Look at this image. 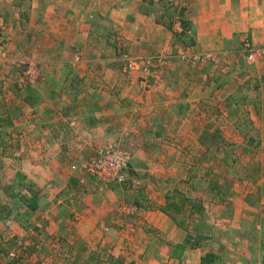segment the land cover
<instances>
[{
	"label": "rangeland",
	"instance_id": "obj_1",
	"mask_svg": "<svg viewBox=\"0 0 264 264\" xmlns=\"http://www.w3.org/2000/svg\"><path fill=\"white\" fill-rule=\"evenodd\" d=\"M55 1L0 0V109L11 108L16 116L21 115L14 118L13 125L0 127V264H84L85 255L77 247L78 238L84 235L80 227L93 224L101 234H108L106 223L97 227L96 219L89 217L101 213L104 200L106 211L112 203L111 212L135 216L149 207V198L159 204L167 192L173 201L180 198V192L190 199L183 207L190 210V216L180 218L184 224L188 220L182 230L198 241L206 242L208 236L207 253L218 254L220 260H235V264H244L243 260H248L245 264H264V44L234 36L241 42L236 54L238 60L243 58L242 67L228 56L226 42H222L221 52L203 49L202 39L199 44L191 43L198 31L185 33L188 37L179 34L180 8L185 10L188 0H159L156 4L74 0L67 18L56 16L63 10L56 9L60 3ZM139 6L162 12L164 25L149 22L140 30L150 36H166V41L172 34L177 44L170 41L169 51L174 55L170 59L193 65L198 71L204 67L230 71L222 87L198 91L189 112L190 119L199 124L196 128L179 123L173 131L171 124L164 136L148 137L139 129L134 114L131 119L127 116L130 120L126 122L121 111L114 116L110 106L109 113L94 120L101 133L87 128L88 106L82 98L87 86H100L99 92H92L96 100L106 103L113 73L120 81L123 77L142 79L141 68L128 70L125 57L137 56L141 63L148 62L161 71V78L165 75L168 54L145 56L124 49L127 31L136 30L129 13L138 11ZM76 14H81V21L75 19ZM58 34L65 35L64 45L56 40ZM59 47L61 53L55 50ZM90 53L97 54V59ZM184 53L202 59L185 61L181 57ZM104 58H108L111 73L99 69L91 72L96 76L80 72L83 77H77L78 69L91 60L103 63L99 59ZM231 77L237 82L229 81ZM72 78L74 86L80 84V88L76 85L61 93V87L68 90ZM133 83L139 91L155 86L146 87L142 81L140 86L137 79ZM26 85L37 98L33 102H37L36 111L23 101L28 94ZM134 107L142 106L135 103ZM43 109L54 112L44 114ZM154 109L161 111L162 107ZM161 113L163 120L168 115L183 120L188 114L177 112L172 105ZM109 123L114 126L106 132L104 125ZM105 147L124 151L129 157L120 182L89 173L86 162L96 159ZM28 190L36 192L38 205L34 210L27 208L21 197L29 196ZM194 200H198L199 210L193 209Z\"/></svg>",
	"mask_w": 264,
	"mask_h": 264
},
{
	"label": "crops",
	"instance_id": "obj_2",
	"mask_svg": "<svg viewBox=\"0 0 264 264\" xmlns=\"http://www.w3.org/2000/svg\"><path fill=\"white\" fill-rule=\"evenodd\" d=\"M73 1L69 2V0H65L66 3L63 0L55 1L60 3V5L56 6V9L60 8L63 10L56 16L67 18L68 13L73 9ZM124 1L131 2L130 0ZM144 2L156 4L159 0H141V3ZM63 3L64 6L60 7ZM185 6V10L180 8L183 18L180 22L182 27L180 26L179 34L184 35L183 37H188L185 33H190L191 30L198 31L199 34H196V38L194 36L190 38V42L195 44L198 42L199 44L200 39H202L204 43L203 49L216 52H221V44L222 42H226L225 50L229 48L226 52L229 51V57L233 56L231 58H234L236 65L240 64V66L244 67L243 58L240 57L239 60L237 59L238 55L236 52H238L237 50L241 46V42H236L238 38L235 37L246 36L256 45L264 44V0H188ZM161 14V11H149L148 8L140 6L138 11L130 12L128 18L136 22V30L133 27L127 31L125 36L127 40L123 43V46L130 53L140 52L144 53L145 56L158 52L168 54V59L163 66L165 75L162 73L161 80L155 83L153 89L139 91L133 86V82H136V79L141 86V81L143 80L139 76L136 78L132 77V79L123 77L120 81L115 78V74L113 73V80L108 83L110 96L108 95L106 103L104 102L105 100H96V94L92 92H99L102 89H99L100 86H94V84L87 86L89 88H87V92L82 98L86 99L87 103L85 104L88 106L85 113L89 114V121L87 120V128L89 131L92 127L94 132L101 133L98 129L99 125L94 120H101L103 118L102 115H104L109 106L112 108V111L114 110L112 112L114 116L121 111L119 113L122 114L121 119L127 118V120L125 119L126 122L134 114L135 121H138L139 129L145 135H148V137L164 136L165 128H169L171 124L174 126L173 131L179 123H182L180 125L186 127L189 125V128H196L199 124L196 123L197 121L195 119H190L189 112L193 110L194 100L198 96V91L202 89L207 91L208 88L215 90L217 86L222 87L224 81H227L226 76L228 77L230 75L229 70L220 72V69L212 70L204 67L198 71L192 68L195 67L193 65H181L177 63V59H175L176 61L170 59L174 57L170 53L171 50L169 51L172 48L170 41L171 43L177 44L176 41L172 40V34L167 37L166 41V36H150L146 30L144 32L140 30L144 25L149 26L151 24L149 22L164 25L165 21ZM75 19L81 21V14H76ZM175 35L177 36L178 34L175 33L174 37ZM177 38L179 39V37ZM70 39L72 40V38ZM106 39L109 40L108 37ZM56 40L64 45V42H66L65 35L58 34ZM160 48L162 49L160 50ZM61 49L59 47L55 50L57 53H61ZM66 50L68 54L73 53V50ZM81 50V58L84 60L86 56L84 57V51L83 49ZM90 55L93 59H97L96 57H98L97 54L90 53ZM99 60L103 63L95 64L91 60L83 68L80 65L81 69H78L76 66V69H78L77 77H83L80 72L85 75L96 76L94 73L99 69L100 71L105 69V73L107 74L111 73V68L107 64L108 58ZM242 67L240 68L242 69ZM221 80H223V83L218 85V81ZM229 81L237 82L232 77L229 78ZM218 90L216 89V91ZM135 103L140 104L142 107L132 108ZM171 105L176 106L177 112L179 113L184 114L187 111V119L179 120L177 117L168 115V119L163 120L161 111H168ZM157 106L162 107L161 111L154 109ZM184 109L186 111L182 112ZM156 110L160 114L159 116H157ZM81 113L85 114L84 110ZM106 113L109 112L107 111ZM68 116L72 117V113ZM185 120L186 122L184 124ZM156 121L161 124H157ZM113 126V123L104 125L105 131H110ZM153 129L159 131H152ZM168 193L162 195L163 200L159 204H156L152 198H149V201H151L150 205H148L149 207L147 208L146 206L145 210H142L135 216L115 214L114 210L111 212L112 208L110 206L112 203H109V209L106 211V208L104 209V200L100 205V209H103L100 210L101 213L94 217L89 215V217L96 219L95 223L97 227L106 223L109 228V232L107 231L108 234H101L98 228H94V225L90 224V222H88L90 224L89 226L80 227L84 231V235L78 238L80 242L77 247L82 248L81 254L85 255L84 264H195L196 262L197 264H218L220 261L222 264H235V260H220L221 258L218 254L214 253V256L207 253L209 249L208 247L206 249L205 246H209L210 244L208 236H206V242L203 239L198 241V239H195V235L191 236V234L183 232L182 228H187L188 220L184 224V222L182 223L180 221V218L187 217L188 214L190 216V210L181 209L177 212L173 211L168 206L169 203H167L170 200L167 197ZM122 199L124 200V198ZM137 199L135 196L134 200ZM171 199H173V196ZM141 200L142 198L139 202ZM139 202L136 201L135 204L139 206ZM87 214L85 216H88ZM126 217H129V220ZM194 240L197 243H194ZM195 251H197L196 256L194 254ZM211 251L213 252V249ZM213 257L214 260H211ZM204 259L208 260V262H204ZM246 261L248 260H243L244 264Z\"/></svg>",
	"mask_w": 264,
	"mask_h": 264
},
{
	"label": "built area",
	"instance_id": "obj_3",
	"mask_svg": "<svg viewBox=\"0 0 264 264\" xmlns=\"http://www.w3.org/2000/svg\"><path fill=\"white\" fill-rule=\"evenodd\" d=\"M252 56V54H250ZM182 59H186L185 61H197L202 59L201 56H190L187 53L181 55ZM205 57V56H204ZM127 65L126 68L128 70H134L136 68H141L142 73V83L144 86L149 87L151 84L159 81L161 79V71L154 70L148 62L141 63L139 57H125ZM22 64L26 62L21 61ZM128 155L124 151H120L116 148L105 147L99 151L98 157L96 159L87 161L88 166H90L89 173L91 175H95L98 177H102L103 179H107L110 181H122L123 175L121 170L127 165ZM76 167V166H73Z\"/></svg>",
	"mask_w": 264,
	"mask_h": 264
},
{
	"label": "trees",
	"instance_id": "obj_4",
	"mask_svg": "<svg viewBox=\"0 0 264 264\" xmlns=\"http://www.w3.org/2000/svg\"><path fill=\"white\" fill-rule=\"evenodd\" d=\"M23 1V0H19V3ZM24 15V14H23ZM73 82H75V78H72V80H70V84L69 86L67 87L68 90H65L61 87V93L63 92H68L69 90L75 88V86L77 85L78 88H80V84H73ZM30 85H26L25 87V90L28 92L27 95L24 94L23 96V101H25V104H26V107H30L32 108L34 111H36L37 109L35 107H37L36 103H33L34 100H37V98L35 99L34 95L31 94V92L33 91L32 87H29ZM32 110V111H33ZM63 110V109H62ZM48 113H53L54 111H52V109H43L42 113L44 114H47ZM19 116L21 115H18L16 116L15 115V112L12 111L11 108H7L6 111H3L0 109V127H3V126H10V125H13L14 122H15V119L14 118H18ZM28 192L30 193L29 196H25L22 195V200L24 202V204L26 205L27 208L31 209V210H34L36 209L38 203H37V198H36V192L34 190H28ZM13 195H15L16 193L15 192H11ZM172 194H175V193H172ZM177 194H179V192H177ZM180 198L178 200H172V195L168 194L167 197L170 198V200H168L167 203L168 206L175 212H177L178 210H181L183 209L184 205L185 204H189V201L190 199L187 197L186 193L183 192H180ZM24 197V198H23ZM195 201V200H194ZM193 209L196 211V210H199L200 207H199V203H198V200L195 201V203L192 205ZM207 259V258H206ZM204 259V262H208V260Z\"/></svg>",
	"mask_w": 264,
	"mask_h": 264
}]
</instances>
